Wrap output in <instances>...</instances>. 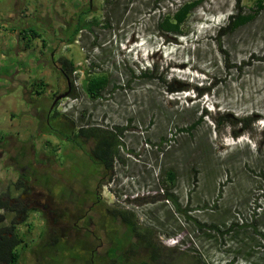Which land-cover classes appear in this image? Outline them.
<instances>
[{"label":"rangeland","instance_id":"374dc122","mask_svg":"<svg viewBox=\"0 0 264 264\" xmlns=\"http://www.w3.org/2000/svg\"><path fill=\"white\" fill-rule=\"evenodd\" d=\"M108 1L0 0V198L23 210L0 213L5 224L28 233L19 264L51 255L37 245L40 233L52 240L46 223L52 227L54 213H68L59 224L69 227L82 210V198L73 203L63 192L80 197L87 190L89 202L95 187L102 203L95 210H127L141 228L153 229L158 264H191L189 257L203 264H264V0L257 10V0H195L199 5L177 38L158 30L157 22L193 0ZM87 9L83 19L98 24L72 43L61 42L64 29ZM236 12L252 19L222 31ZM31 26L41 38L25 46L18 32ZM60 57L79 69L71 75L74 96L57 101L56 110L76 126L126 129L120 160L104 182H89L92 168L81 163L82 152L44 131L54 97L66 90ZM87 67L109 78L96 100L82 89ZM144 71L152 78L140 77ZM40 80L43 94L31 96ZM191 124V133L181 132ZM230 141L236 145L223 146ZM76 161L83 169L69 179ZM168 170L181 207L219 232H196L163 199ZM21 175L29 191L15 189ZM63 228L56 229L60 240L68 231Z\"/></svg>","mask_w":264,"mask_h":264},{"label":"trees","instance_id":"16d2710c","mask_svg":"<svg viewBox=\"0 0 264 264\" xmlns=\"http://www.w3.org/2000/svg\"><path fill=\"white\" fill-rule=\"evenodd\" d=\"M108 3L111 4V0H109ZM198 5L199 2L195 0L180 4L173 12H168L159 19L157 22L158 30L175 38L181 36L183 34V27L189 16ZM255 6L256 10L261 9L263 6L262 0H257ZM88 12H90L89 9L77 15L72 29H64V38L60 39L61 42H65L66 44L72 43L80 31L87 30L90 32L91 28L98 24L95 19L89 21L83 19L84 15ZM251 19L252 16L243 15L240 12L231 14L228 16L227 24L222 31L234 30L245 25ZM35 29V27L31 26L19 30L18 36L25 42V46L31 44L32 40L35 38H41L40 34L37 33ZM57 64L60 77L65 80V82L69 79L71 87L69 95L74 96L75 87L71 75L79 68H77L72 61H68L63 57L57 60ZM92 71L90 67L83 69L82 89L89 99L96 100L101 97L102 92L109 85V78L106 73H93ZM151 75L149 71H144L140 77L151 79ZM31 86V96L40 97L43 94L45 85L42 80L33 83ZM181 91H186V89L183 88ZM56 107L57 103L52 110L48 109L46 112L43 122L44 131L58 139L61 144H68L72 150L82 152L81 155L86 158L83 159L81 157L82 162L76 161L77 163H74L73 169H75V174L69 177V179H76V177L79 176V171L83 169V167H81V163L83 162L87 163L92 168L90 173L91 176L87 177L89 182L92 177H97L100 182H104L103 178L107 180L108 178L110 179L112 177L114 161L120 160V152L123 148L121 139L126 129L123 127H113L109 129L76 126L72 119L64 113L57 111ZM195 126L196 125L191 124L182 129L181 132L191 133ZM86 144H90V150L88 152H84V146ZM55 151H60V148L57 147ZM75 166L79 167L76 168ZM165 176L169 184V190L165 191L163 199L171 205L173 211L180 214L184 220L191 222L196 232H201L202 234L211 231L219 232L217 227L199 223L188 215L192 210L188 206L182 208L178 203L177 197L170 191L175 182L174 173L168 170ZM81 177L83 176L81 175ZM24 179L23 175H21L17 180L14 185L16 190H22L23 192L29 191L28 187L25 185L27 180ZM63 194L67 196L68 192L64 191ZM262 198H264V194ZM97 199L98 198H94V203L96 206L100 207L102 203L101 201L97 202ZM0 210L15 212L18 215L19 213H23V210L17 211L16 206H9L8 203L1 198ZM106 210L110 211V213L105 215L107 220L104 222V227L110 237L109 242L112 243V247L109 250V255L104 259L106 263H100L99 260L95 259L93 264H158L160 260V250L155 244V233L153 229L141 228L135 214L130 211L109 208H106ZM68 217V213H54L51 218L52 227L46 223L47 229H50L49 231L52 232V240H49V235L47 237L48 240L45 239V232L38 235L40 236V242L37 245L38 252L47 254L52 250L51 255L47 254L43 261L38 264H91L87 250L83 249L86 247L82 245L84 243L80 240L76 242L74 238L69 237L66 233L64 239L60 240L59 234L56 232V229L59 230L58 228L61 229V227H64V225L59 224V219L64 220V218ZM15 225L14 223L9 225L5 224V215L4 213H0V264H19L22 252L29 247V240L27 241V239H29L28 233H22ZM231 226V228H233L238 225ZM26 227L29 229L31 228L29 224H26ZM245 227L246 225H239L240 229H244ZM247 227H252L251 231L257 233L252 225ZM111 228L119 229L112 230ZM231 228L227 229L224 233L230 231ZM72 241L74 242L73 244ZM85 251L87 254H84ZM189 258L191 259V264H203L198 258Z\"/></svg>","mask_w":264,"mask_h":264},{"label":"flooded vegetation","instance_id":"af4514ba","mask_svg":"<svg viewBox=\"0 0 264 264\" xmlns=\"http://www.w3.org/2000/svg\"><path fill=\"white\" fill-rule=\"evenodd\" d=\"M65 83H66V90L63 93L68 92L69 95L71 92L69 79H67ZM54 105L53 106L51 105L49 109L52 110V108H54ZM81 187H83V185ZM98 189L97 187H95V190L93 192L94 195L93 197L98 198L97 202L101 201L99 198L100 194H98ZM67 192H68L67 200H69L70 197L72 196L73 203L79 201L82 202V200H84L85 203L83 202L81 203V205L83 206L82 210H80V213H78L76 217L74 218L70 217L71 219H73L71 225L69 227L63 228V230L66 231V229H68L67 234L69 235V237L74 238L76 242L77 240L78 241L80 240L82 243H84L82 245L86 247L83 249L87 250L91 264L94 263L95 259L99 260L100 263H106L104 259L109 255V250L112 247V243L109 242L110 237L106 232V229L104 227V222H106L107 220L105 218V215L107 213H110V211L101 210V209L95 210V208H98V206H96L94 201H89V202L87 201L88 200L86 194V192H88L87 190H85V193L82 194L80 197L77 195H73V193L69 190ZM111 229L118 230L119 228H111ZM73 243L74 242L72 241V244ZM87 252L85 251L84 254H87Z\"/></svg>","mask_w":264,"mask_h":264},{"label":"water","instance_id":"95a60500","mask_svg":"<svg viewBox=\"0 0 264 264\" xmlns=\"http://www.w3.org/2000/svg\"><path fill=\"white\" fill-rule=\"evenodd\" d=\"M68 96V92L62 93L60 95L55 96L52 106L59 100L66 98Z\"/></svg>","mask_w":264,"mask_h":264},{"label":"bare ground","instance_id":"6f19581e","mask_svg":"<svg viewBox=\"0 0 264 264\" xmlns=\"http://www.w3.org/2000/svg\"><path fill=\"white\" fill-rule=\"evenodd\" d=\"M174 65H180V66H183V63H181V64H176V63H174ZM178 67H179V66H178ZM251 115H252L253 117H259L260 114L252 113ZM242 141H243V140H242ZM241 143H242V142H241ZM232 145L234 146V145H236V144H233L231 141H230V142H227V144H226V143L223 144V146H229V147L232 146Z\"/></svg>","mask_w":264,"mask_h":264}]
</instances>
